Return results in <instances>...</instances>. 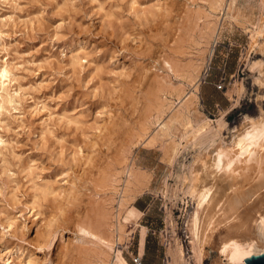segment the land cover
I'll return each mask as SVG.
<instances>
[{
  "label": "rangeland",
  "instance_id": "rangeland-1",
  "mask_svg": "<svg viewBox=\"0 0 264 264\" xmlns=\"http://www.w3.org/2000/svg\"><path fill=\"white\" fill-rule=\"evenodd\" d=\"M230 1L0 0V264H167L177 245L184 264L229 262L228 228L264 207L262 142L213 165L264 117V0Z\"/></svg>",
  "mask_w": 264,
  "mask_h": 264
},
{
  "label": "bare ground",
  "instance_id": "bare-ground-1",
  "mask_svg": "<svg viewBox=\"0 0 264 264\" xmlns=\"http://www.w3.org/2000/svg\"><path fill=\"white\" fill-rule=\"evenodd\" d=\"M235 3H236V0H231L229 6L231 7V5L232 6L235 5ZM9 74H10L9 70L6 66H4L0 69V80H1L0 85H1V88L3 89V91L7 90V84H6L5 80L9 78ZM198 85H199V78H198L196 87ZM0 97H1L0 107L2 106L1 102H4L5 100L10 101V98L7 94L3 95L2 93H0ZM237 102H239L238 99H236V103ZM5 103H7V102H5ZM6 107H8V106H6ZM180 113L181 112H179V115H177V114L176 115L178 117L181 115L180 116V118H181L183 113L182 114H180ZM176 115H174V117ZM185 115L186 114L184 113L183 119H184L185 123L190 125L191 127H193L192 119L190 118V115H187V116H185ZM178 117L174 118V119L177 120V119H179ZM222 121L223 120H219L220 125H223ZM166 122L167 121H165V123H163V126L166 130H164L162 128L165 132L169 130L168 129V127H169L168 123L169 122L168 123H166ZM208 123H209L208 119H205V121H203V123H201L196 128V132H199ZM232 141H233V147L234 148L232 150H227L224 147L220 148L214 157L213 165H215L216 167H218L220 169H225L226 167L229 169H235L238 162L242 160V157H247V156L250 157L254 153L256 146H260L261 142L264 144V117L251 118L249 116H246L244 121L242 122L240 128H238L236 133L233 134ZM0 142H3V139L1 136H0ZM91 156H93V155H91ZM167 156H169V154ZM134 170L130 171L129 180H130V178H135V179L138 178V176H135ZM191 179L192 180H191V183L189 185V191L197 197V200H198L197 205L199 207L203 208L214 197L215 190H213V185L208 186L207 184H204V183L203 184H197L198 182H196V180L198 179V176L196 174L193 175ZM143 189L144 188L142 185L136 184L134 187H132L129 190V193H127V195L125 196V200H127L128 198L134 199L140 191H143ZM262 200L264 201V196L262 197ZM234 206H235L234 213L237 214L238 208L240 207L239 201L236 202V204ZM255 207H256L255 205L248 207L249 209L245 213H243L242 215H239L240 214L239 213L236 216L238 218L237 222L228 228L227 232L229 234L227 233L228 234L227 237L222 241V243L220 245V254H226L227 253V255L229 256V258H228L229 262L227 264H247L246 263L247 257H249L253 254H260V253L264 252V207H262V206L258 207L257 211L260 210L261 212L260 213L257 212L258 215L256 216V218L254 216H252V217L250 216L251 210H255ZM253 217L255 218L254 224L251 222ZM103 225L104 224H102V226ZM88 226H89V228L88 227H82V229L86 230L88 233H91L97 237L98 236L101 237V233L99 234V233H96L94 231V228H95L94 222H89ZM100 226H101V224H100ZM200 227H201L200 226V215H199V210H197L194 214L193 219H192V230H193V233L195 234V236L197 237V239L200 240V246H199V249L197 251V253L199 254V258L201 257V255L205 254V252L203 250L202 243H204L207 240V239L201 240L199 238ZM233 237H235V238H233ZM117 260H118L119 264H129V262L121 254L120 250L117 253ZM184 261H186V258H185V253H184L183 247L180 245H177L172 252V259H170L167 264H184Z\"/></svg>",
  "mask_w": 264,
  "mask_h": 264
},
{
  "label": "water",
  "instance_id": "water-1",
  "mask_svg": "<svg viewBox=\"0 0 264 264\" xmlns=\"http://www.w3.org/2000/svg\"><path fill=\"white\" fill-rule=\"evenodd\" d=\"M247 264H264V252L260 254H253L246 258Z\"/></svg>",
  "mask_w": 264,
  "mask_h": 264
},
{
  "label": "built area",
  "instance_id": "built-area-1",
  "mask_svg": "<svg viewBox=\"0 0 264 264\" xmlns=\"http://www.w3.org/2000/svg\"><path fill=\"white\" fill-rule=\"evenodd\" d=\"M135 261H136V262H139V261H140V258L135 259Z\"/></svg>",
  "mask_w": 264,
  "mask_h": 264
}]
</instances>
